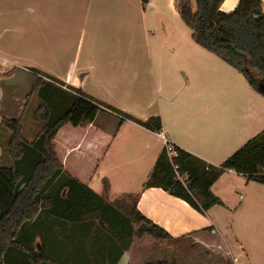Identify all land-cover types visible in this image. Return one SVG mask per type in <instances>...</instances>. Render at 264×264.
Here are the masks:
<instances>
[{
  "label": "crops",
  "instance_id": "1",
  "mask_svg": "<svg viewBox=\"0 0 264 264\" xmlns=\"http://www.w3.org/2000/svg\"><path fill=\"white\" fill-rule=\"evenodd\" d=\"M123 1L128 0H0V65L16 62L24 66L28 77L35 70L45 80L63 82L142 122L150 115L159 116L161 132L152 133L132 121L120 125L108 111L99 112L86 127H61L52 144L64 171L109 204L116 206L127 196L139 194L137 211L173 239L191 241L213 255L229 258L221 225L228 216L234 224L242 214L248 224L264 213V185L224 171L211 187L222 205L205 214L159 188L142 190V185L164 149L160 134L174 147L218 167L249 139L264 132V97L240 74L244 82L237 81L241 106L235 119L228 100L234 93L233 73L193 42L180 47L172 62L153 59L164 105L154 113H132L129 106H142L143 98L138 91L132 94L127 82L121 80V44L115 33L122 26L123 12L138 15V6L132 3L123 11ZM152 1L144 6L143 14L151 9ZM237 4L238 0H223L220 10L230 13ZM261 9L264 12V0ZM139 81L134 75L135 86ZM1 95L0 90V103ZM15 98L9 97L11 106H15ZM18 102L15 112L20 117L24 103ZM32 128L35 135L38 126ZM62 237H52L47 246L66 264H141L134 253L137 235L123 253L122 242L127 237L72 232ZM35 244L38 247V239Z\"/></svg>",
  "mask_w": 264,
  "mask_h": 264
},
{
  "label": "trees",
  "instance_id": "2",
  "mask_svg": "<svg viewBox=\"0 0 264 264\" xmlns=\"http://www.w3.org/2000/svg\"><path fill=\"white\" fill-rule=\"evenodd\" d=\"M148 1L141 0L143 8ZM193 1L194 11L190 0H175L192 41L241 74L264 97L261 0H238L230 13L220 10L223 0ZM38 75L35 70L30 73L29 95L35 94L40 100L32 114L38 126L32 140H27L23 133L22 115L0 119V264H66L48 250L47 242L58 236L63 240L62 235L71 232L127 237L120 253L129 248L136 235L159 242L175 241L137 211L139 194L118 201L120 208L109 204L64 171L52 144L64 125L86 127L103 111L115 116L120 125L132 121L152 133L161 132L160 117L139 121L63 82ZM174 148L173 158H169L165 149L161 151L142 190L159 188L205 214L222 205L211 187L224 171H233L247 181L264 185V132L249 139L218 167ZM176 174L184 179L185 186Z\"/></svg>",
  "mask_w": 264,
  "mask_h": 264
},
{
  "label": "rangeland",
  "instance_id": "3",
  "mask_svg": "<svg viewBox=\"0 0 264 264\" xmlns=\"http://www.w3.org/2000/svg\"><path fill=\"white\" fill-rule=\"evenodd\" d=\"M190 2L194 11V1L190 0ZM132 3H136L138 6V15L123 12L122 26L115 33L121 44L118 55L121 80L127 82L128 89L132 94L138 91L143 98L142 106L133 105L128 109L134 114H149L157 112L160 105H164L159 90L161 83L160 81L156 83L153 73V59L160 57L166 62H172L176 60L179 48L192 44L193 41L191 31L185 26L176 10L175 0H153L151 9L145 14H143V5L140 0L123 1V11L129 10ZM202 52L233 73L235 78L234 93L233 97L228 100L235 110V119L238 118L241 94L237 81L244 82L243 78L224 63H220L211 54L206 51ZM11 63L14 64L0 65V90L2 91L0 115H4L6 118L19 117L15 109L17 110L18 101L22 100L24 104L20 114L25 126L23 133L27 139H31L35 132L32 126L37 125L32 114L40 104V100L35 94L29 95L32 80L22 69L24 66L13 61ZM134 75L140 78L138 86L133 83ZM180 78L185 83V79L182 76ZM9 97H16L15 106H11ZM3 146L5 144H2ZM115 207L120 208V205L117 204ZM237 213L239 214V211ZM241 215L234 224L229 220L231 216H228V220L221 225L223 246L230 251L229 258L221 257V260L219 255H213L191 241L159 242L148 236L139 235L138 247L134 252L136 259L141 264H146V261L151 264H157V262L166 264H264V213L258 218H253L254 220L248 224H245L244 217Z\"/></svg>",
  "mask_w": 264,
  "mask_h": 264
},
{
  "label": "built area",
  "instance_id": "4",
  "mask_svg": "<svg viewBox=\"0 0 264 264\" xmlns=\"http://www.w3.org/2000/svg\"><path fill=\"white\" fill-rule=\"evenodd\" d=\"M160 138L163 140L164 149H165L167 155L169 156V158L176 157V150H175L174 146L171 145L162 134H160ZM177 177L181 181V183L185 186L186 183H185L184 179L180 178L178 175H177Z\"/></svg>",
  "mask_w": 264,
  "mask_h": 264
}]
</instances>
